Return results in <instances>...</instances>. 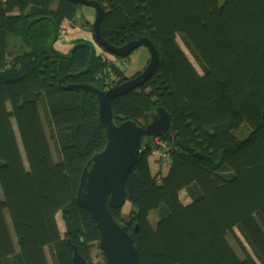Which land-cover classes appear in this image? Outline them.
I'll use <instances>...</instances> for the list:
<instances>
[{"label": "trees", "instance_id": "1", "mask_svg": "<svg viewBox=\"0 0 264 264\" xmlns=\"http://www.w3.org/2000/svg\"><path fill=\"white\" fill-rule=\"evenodd\" d=\"M99 1L107 41L145 36L160 53L151 79L114 100L116 123L146 126L157 107L172 115L168 175L156 182L143 135L126 181L131 206L110 207L133 232L139 264H264V0ZM81 7L0 0V264H50L47 249L53 264H73V243L87 261L100 252L97 223L76 198L107 135L97 96L59 80L107 89L103 78H129L90 41L69 54L56 48L62 23H75ZM186 137L193 151L177 145ZM209 173L225 182L214 185Z\"/></svg>", "mask_w": 264, "mask_h": 264}, {"label": "water", "instance_id": "2", "mask_svg": "<svg viewBox=\"0 0 264 264\" xmlns=\"http://www.w3.org/2000/svg\"><path fill=\"white\" fill-rule=\"evenodd\" d=\"M95 10L94 35L97 43L108 52L126 57L137 48L145 46L150 58L143 72L127 81L100 89L93 84H64L66 75L60 78L59 86L65 90L82 89L93 92L99 103V118L107 135L105 147L96 152L87 162L80 179L77 191V204L85 209L95 220L100 230L98 247L106 257L107 264H139V250L136 238L126 223L117 221L110 207L121 209L126 204V181L141 155L142 136H161L171 138L172 115L164 107H157L150 116L149 123L144 126L136 120L127 119L117 124L113 112V102L117 97L144 85L154 75L160 63V53L152 40L140 37L122 46L107 41L101 32V23L105 14L104 5L99 0H71ZM177 145L193 151L189 138H178ZM138 231V224L136 225ZM73 250V264H95L87 261L76 244Z\"/></svg>", "mask_w": 264, "mask_h": 264}, {"label": "rangeland", "instance_id": "3", "mask_svg": "<svg viewBox=\"0 0 264 264\" xmlns=\"http://www.w3.org/2000/svg\"><path fill=\"white\" fill-rule=\"evenodd\" d=\"M224 1L225 0H219V2L221 4ZM84 8H85V10L87 8H89V9H91V10L94 11V9L92 7H89V6H85ZM81 10H82V8H81ZM81 10L79 12L80 15H82ZM89 16H90V14H89ZM75 30L74 31H71V34H69V37L70 38H74L75 37L73 40L69 41V48L71 47V44H72V48H70L71 50L73 49V47L75 46V44H76L77 41H79V40H85V41H87L85 39L84 35L82 34V31L81 32H77L76 35L74 36ZM93 38H94V42H92V41H90V42L94 44L97 53L104 55L110 62L116 63L120 67V69L122 71H124L125 75H127V77L129 79L132 78V77H134V76H136L137 74L141 73V71L143 72L144 68L148 65V61H149V58H150V53H149L148 49L145 46H142V47L137 48L131 55L126 56V57H122L123 59L118 60V58H117L116 55L108 52L99 43H97V41L95 39V35L93 36ZM178 39H179V42L181 44V47L184 49V51L186 52V54L188 55V57L190 58V60L193 62V64L195 65V67L202 73V70L199 67L198 63L195 61V59L192 57V55L190 54V52L184 46V44L181 41V39L180 38H178ZM118 81H119V77L116 76V75H109L108 77L103 78V83H105L107 86H109L108 88L118 85L119 84V83H117ZM98 108H99V106H98ZM41 111H42V109H41ZM44 123H45V120H44ZM247 134H248V132H247ZM166 139H168L170 141L171 145L174 147V150H175L176 148H175V146L173 144L172 139H170V138H166ZM147 141H149V140H147ZM51 145H52L53 153L56 156V152H55V150L53 148V143H51ZM150 157H152V156H150ZM161 175H162V171L158 170L157 178H159ZM209 178H210L211 182L214 185H220V184H222V183L225 182V180H224L223 177H221V176H219L218 174H215V173H209ZM181 200L184 203H187V202L190 201V198H189L188 194L186 193V191H182L181 192ZM130 206H131L130 203H126L124 207L125 208H129ZM151 212L153 214L152 215V218L155 217V216H157V213H155V211H151ZM58 221H59V224H60V228L62 230H64V223L62 221L61 214H59V216H58ZM151 223H152L153 226L156 225V221L155 220L153 222L151 221ZM247 247H248V245H247ZM101 251L102 250H100V252ZM94 252L97 253L96 251H94ZM100 252H99V254H96L95 256H92V259H93L92 261L95 264H102L105 261V255H104L103 251H102V253H100ZM47 255H48L49 263L50 264H53V262L51 260V257H50V254L48 252V249H47ZM5 264H6V262H5Z\"/></svg>", "mask_w": 264, "mask_h": 264}, {"label": "crops", "instance_id": "4", "mask_svg": "<svg viewBox=\"0 0 264 264\" xmlns=\"http://www.w3.org/2000/svg\"><path fill=\"white\" fill-rule=\"evenodd\" d=\"M87 9L85 10V8H82V10H81L82 15H78L77 16V21L75 23L71 22L70 20H65L62 23V26L60 28V34L58 36V40H56L55 46L63 54H69L70 51H71L70 48H72V44H71V47L69 48V41L73 40L75 37L74 38H70L69 34H71V31H74L75 29L76 30L74 32V36L76 35L77 32H81L82 31V34L84 35V37H85V39L87 41L94 42V38H93L94 32L89 31V27L87 28L86 26L82 25V20L83 19H85L86 22H88V24H90V25L94 23V19L93 18L95 16V11H93V10H91L89 8H87ZM89 14H90V16H89ZM62 32H63L64 36H63V38H60ZM155 169L156 168H152V171L154 173H155ZM152 215H153L152 212H150V214H149L150 222L151 221L153 222L155 220L156 223H157V221L159 219L158 216H155V217L152 218Z\"/></svg>", "mask_w": 264, "mask_h": 264}, {"label": "built area", "instance_id": "5", "mask_svg": "<svg viewBox=\"0 0 264 264\" xmlns=\"http://www.w3.org/2000/svg\"><path fill=\"white\" fill-rule=\"evenodd\" d=\"M60 38H63V32ZM148 147L150 149V164L155 169L153 172L156 182L160 184L163 178L168 175L172 166V152L174 147L170 141L161 136H152L149 142H145L143 148ZM158 170L162 171V175L157 178Z\"/></svg>", "mask_w": 264, "mask_h": 264}, {"label": "flooded vegetation", "instance_id": "6", "mask_svg": "<svg viewBox=\"0 0 264 264\" xmlns=\"http://www.w3.org/2000/svg\"><path fill=\"white\" fill-rule=\"evenodd\" d=\"M85 7V5H82V7L81 8H84ZM95 18V17H94ZM92 26H93V24H92ZM145 69V68H144ZM142 72V71H141ZM133 78V77H132ZM131 79V78H130Z\"/></svg>", "mask_w": 264, "mask_h": 264}, {"label": "bare ground", "instance_id": "7", "mask_svg": "<svg viewBox=\"0 0 264 264\" xmlns=\"http://www.w3.org/2000/svg\"><path fill=\"white\" fill-rule=\"evenodd\" d=\"M94 11H95V10H94ZM94 17H95V16H94ZM142 149H143V148H142V146H141V151H142Z\"/></svg>", "mask_w": 264, "mask_h": 264}]
</instances>
